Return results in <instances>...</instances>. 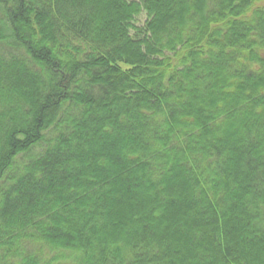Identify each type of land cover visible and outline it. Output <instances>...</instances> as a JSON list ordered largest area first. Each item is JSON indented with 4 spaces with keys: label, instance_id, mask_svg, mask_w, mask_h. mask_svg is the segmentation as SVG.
Returning a JSON list of instances; mask_svg holds the SVG:
<instances>
[{
    "label": "trees",
    "instance_id": "obj_1",
    "mask_svg": "<svg viewBox=\"0 0 264 264\" xmlns=\"http://www.w3.org/2000/svg\"><path fill=\"white\" fill-rule=\"evenodd\" d=\"M0 264H264V0H0Z\"/></svg>",
    "mask_w": 264,
    "mask_h": 264
},
{
    "label": "rangeland",
    "instance_id": "obj_2",
    "mask_svg": "<svg viewBox=\"0 0 264 264\" xmlns=\"http://www.w3.org/2000/svg\"><path fill=\"white\" fill-rule=\"evenodd\" d=\"M147 19L146 13L142 12L137 16V24H143L145 22V20Z\"/></svg>",
    "mask_w": 264,
    "mask_h": 264
}]
</instances>
